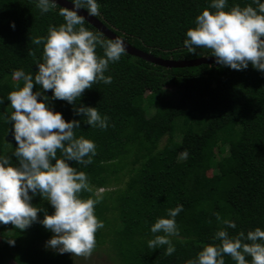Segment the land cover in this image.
I'll return each mask as SVG.
<instances>
[{"label":"trees","instance_id":"trees-1","mask_svg":"<svg viewBox=\"0 0 264 264\" xmlns=\"http://www.w3.org/2000/svg\"><path fill=\"white\" fill-rule=\"evenodd\" d=\"M98 2L96 17L144 51L175 60L211 56L203 48L189 53L183 43L211 0ZM249 4L252 0H228L227 7ZM60 7L42 14L35 0H0V99L4 100L0 155H7L13 164L18 165L17 142L13 125L6 120L13 111L7 95L23 81L13 80L12 73L23 70L35 75L43 46L33 45L31 37L46 36L49 26L64 23ZM85 27L102 34L86 21ZM97 52L103 55L102 49ZM105 75L113 78L112 83L94 84L75 106L96 107L107 117L106 129L85 123L74 104L48 102L65 120H81L76 137L96 145L90 164L70 162L88 177L92 192H82L83 198L95 199L98 190L105 189L95 205L104 227L95 234L93 252L108 244L120 264H187L204 246L219 243L213 237L224 226L217 214L236 222L230 235L257 227L264 230V73L251 64L239 71L215 64L167 68L126 52L110 63ZM169 85L181 90L176 102H169L163 93ZM39 87L34 85L33 90ZM46 94L51 97L52 91ZM138 108L146 114L154 110L158 119L144 124L146 114ZM219 160L223 167L210 175ZM32 203L54 212L39 194ZM181 204L183 210L175 218L179 235L170 238L176 251L169 256L167 245L150 249L152 224ZM44 214L38 215L43 219ZM51 236L38 222L24 231L0 224V264H73L69 255L43 246ZM10 238L15 239L14 246L7 242ZM224 259L225 264H236L230 256Z\"/></svg>","mask_w":264,"mask_h":264},{"label":"clouds","instance_id":"clouds-1","mask_svg":"<svg viewBox=\"0 0 264 264\" xmlns=\"http://www.w3.org/2000/svg\"><path fill=\"white\" fill-rule=\"evenodd\" d=\"M35 3L42 14L58 5L57 0ZM227 5L228 0H211L195 18V26L187 30L184 46L192 54L200 48L210 50L220 66L239 71L251 64L264 73V0H252L244 7ZM81 9L89 16L100 15L98 0H72L71 8L60 7L58 15L64 23L49 26L46 36L31 37L33 45L43 46L35 75L23 70L12 73L13 80L23 81L22 87L17 85L7 95L13 111L6 120L13 125L18 165L7 155H0V224H12L24 231L38 222L53 233L46 241V249L89 256L96 247L97 230L104 227L95 215L100 194L96 193L95 199L80 195L92 189L86 173L70 162L90 164L96 145L83 136L76 137L74 130L81 127V120H65L48 102L51 99L74 104L76 114L82 115L85 123L106 129L107 117H102L96 107L75 106V102L94 84L112 83L113 78L105 73L110 63L126 54V44L120 37L105 39L86 28ZM11 27L15 28L14 21ZM98 49L103 50V55H98ZM34 85L40 86L39 90L34 91ZM48 90L52 91L51 97L46 94ZM0 103L4 100L0 99ZM38 194L50 202L52 214L32 203ZM182 210V204L168 209L167 217L152 224L150 249L167 245L165 255L169 256L176 251L170 238L179 235L175 218ZM41 211L45 213L43 219L38 215ZM217 220L224 226L213 237L219 243L204 246L187 264H225L226 255L236 264H264V230L257 227L233 236L228 230L236 229V222L222 219L219 214ZM7 242L15 245V239Z\"/></svg>","mask_w":264,"mask_h":264},{"label":"water","instance_id":"water-1","mask_svg":"<svg viewBox=\"0 0 264 264\" xmlns=\"http://www.w3.org/2000/svg\"><path fill=\"white\" fill-rule=\"evenodd\" d=\"M58 5L62 7H72V2L69 0H57ZM81 14L85 15V21L94 26L98 31H100L103 35L106 37L112 39L115 37H120L125 41L126 44V52L130 55H134L137 57H140L148 62H152L157 65H161L167 68H181V67H191V66H197L201 64H215L216 63L214 56H202L195 59H182V60H175V59H166L161 56L154 55L151 52L144 51L131 43L127 41V39L121 37L116 32H114L112 29H110L103 21H101L96 16H89L87 14V11L85 9L80 10Z\"/></svg>","mask_w":264,"mask_h":264},{"label":"rangeland","instance_id":"rangeland-1","mask_svg":"<svg viewBox=\"0 0 264 264\" xmlns=\"http://www.w3.org/2000/svg\"><path fill=\"white\" fill-rule=\"evenodd\" d=\"M163 93L167 96L169 102H176L181 95V90L175 86L169 85L164 88ZM138 111L141 114H146L142 108H138ZM157 119L158 116L155 114V111L151 109L145 115L144 124ZM222 167L223 162L219 160L218 165L214 169L210 170L209 174L211 175L213 171H216L217 169ZM104 190L105 189H99L98 193H101ZM45 244L46 242L43 244V246H45ZM65 254L69 255L72 258L73 264H120L118 259L116 258L115 253L111 250L108 244L92 252V254L89 256H74V254L72 253Z\"/></svg>","mask_w":264,"mask_h":264}]
</instances>
